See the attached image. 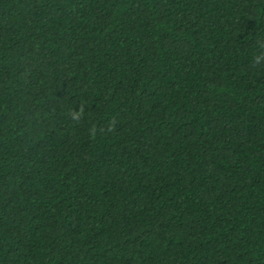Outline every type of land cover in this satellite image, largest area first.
Masks as SVG:
<instances>
[{
    "label": "trees",
    "instance_id": "trees-1",
    "mask_svg": "<svg viewBox=\"0 0 264 264\" xmlns=\"http://www.w3.org/2000/svg\"><path fill=\"white\" fill-rule=\"evenodd\" d=\"M0 264H264V0H0Z\"/></svg>",
    "mask_w": 264,
    "mask_h": 264
}]
</instances>
